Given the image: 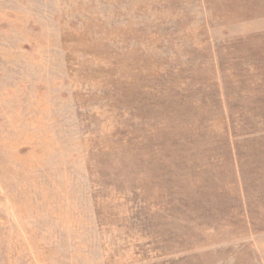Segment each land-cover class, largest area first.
I'll list each match as a JSON object with an SVG mask.
<instances>
[{
    "label": "rangeland",
    "instance_id": "obj_1",
    "mask_svg": "<svg viewBox=\"0 0 264 264\" xmlns=\"http://www.w3.org/2000/svg\"><path fill=\"white\" fill-rule=\"evenodd\" d=\"M0 264H264V0H0Z\"/></svg>",
    "mask_w": 264,
    "mask_h": 264
}]
</instances>
